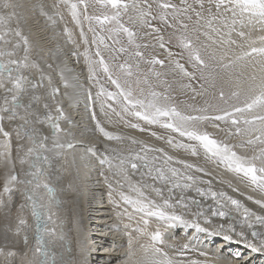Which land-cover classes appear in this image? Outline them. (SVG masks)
<instances>
[{
	"label": "snow or ice",
	"instance_id": "1",
	"mask_svg": "<svg viewBox=\"0 0 264 264\" xmlns=\"http://www.w3.org/2000/svg\"><path fill=\"white\" fill-rule=\"evenodd\" d=\"M62 4L71 16L73 23L80 28V36L84 44L88 40L83 31V23H89V31L93 32V44L96 45L95 57H89L87 47L84 50L85 61L88 64L89 78H96V67L103 70L107 81L114 86L115 91H110L104 86H100L97 97H104L100 102L101 112L105 115L115 114L123 119L124 115L142 120L149 125H158L171 133L178 134L185 138L188 143L173 140L169 135L167 143L173 148L182 149L193 157L203 155L204 159L223 167L227 172L244 180L253 190H258L264 196V34L253 36L257 31L264 32V0H179V3L173 0H92V6L98 10V14H89L88 0H57V6ZM17 5L12 0H0V89L3 90V103L0 104V160L11 162L12 153V132L6 130L4 122L16 132L17 141L27 139L29 147L23 156L19 158L20 164H28V171L25 172L26 180H22L12 172L6 175L3 193L8 196V205H11V193L15 190V185L26 184L23 190L24 198L27 203L21 204V208L31 209L33 218L37 221L36 227V248L37 259L29 264H55L54 259H50L44 234L47 230L40 225L43 213L41 209L44 205L40 203L37 189H45L48 193V206L50 209L58 208L60 200L55 195V190L47 182L50 179L51 157L45 153L54 152L56 149L73 148L71 143H61L59 134L62 129L59 121L64 119L62 109L57 107L58 115L53 117L48 110L49 105L43 104L44 112L34 114V102L41 99L40 96L33 95L31 100L25 104L22 102L21 94L29 91L33 93L38 87H43V73L32 58V45L28 37L23 33L19 26V16L16 12ZM127 17V23L124 22ZM195 17V19H193ZM63 19V16H61ZM16 21V26L12 27V22ZM153 21L159 23L163 30L168 32L167 40L161 34V27L153 24ZM95 22L99 25L101 32L108 33V39L112 40L111 47L105 43V37L96 33L91 26ZM134 25L139 29H148L144 35L155 34L158 47L163 49L168 57L175 54L167 47L174 44L180 49L181 57H187V64L191 71L177 61L174 63L182 77L189 81H196L198 89L191 83L183 85L184 88L192 92V99L197 97L205 98L204 106L197 107L188 105L190 111L180 110L172 98L167 94L154 90H149L145 95L142 88H134L133 84L139 86L141 83L140 73L141 64L151 66H164V60L151 55L146 57L141 48H148L149 45H141L137 42L138 32L127 25ZM171 30V31H168ZM71 38V32L65 29ZM127 38V45L121 43L120 35ZM237 37L238 39L234 38ZM101 46L105 50H111L112 53L125 54L123 63L113 66L104 58ZM156 45H154L155 47ZM112 59L118 60L119 55H113ZM35 69L39 74V81L33 82L29 76L24 73L28 69ZM149 73L157 79L162 75L160 72L149 68ZM133 77L135 80L133 81ZM148 84L147 74H144L142 81ZM98 83V81H97ZM163 83V81H162ZM25 84L28 86L25 87ZM65 87H68L65 82ZM57 90L53 89L52 96L55 97ZM91 99V96H89ZM111 101L112 103H108ZM117 105L121 111L117 112L113 108ZM107 109V111H106ZM35 115V121L32 116ZM23 123L16 125V121ZM92 120L95 122L96 131L107 140H120V136L107 131L97 119L93 112ZM47 121L52 130V146H47L48 136L41 135L36 128H27L26 125L32 123H43ZM125 124L133 129H139L137 123ZM223 125V126H222ZM207 126H211L217 133H223V138L213 135L207 131ZM157 139H164L151 133ZM233 138H238L236 143L230 142ZM133 144L138 143L135 139ZM23 144L17 143L16 150L19 153L23 149ZM237 148L243 149V154L237 151ZM88 153L96 156L92 147L87 149ZM115 155H103L99 158L101 165H107L108 170L113 175L120 177L115 181V187L109 183V177H105L106 183L111 192H117L119 200L126 205H130L132 211L126 208L124 215L129 219L132 215L141 214L143 227H135L134 231L140 236H146L150 243L139 245L144 253L143 260L137 261V264H209L207 260L181 259L186 252L190 251V246L184 244L170 256L160 245L165 243L164 232L177 224L185 228H194L197 233H207L210 236L223 234L225 240H232V236L223 233V225L219 228H208L201 226L199 218L204 216L202 210L190 213L191 220L184 218V214H177L175 209L179 206L182 209H188L184 202V197L172 203L171 195L173 188H190L198 183H210L200 180L198 176L191 175L188 170L195 172H204L205 170L197 165H193L184 160H175L174 157L167 154L163 155V164L157 166L160 157L149 155V153H163V149L152 148L141 143L139 151H129L128 154H122L112 150ZM251 152V155L248 153ZM118 160V164L113 161ZM44 161L48 164V171L39 167V162ZM141 162V163H138ZM182 164L185 171L173 167L172 163ZM140 167L147 169L141 176H149L153 180L163 181L167 185L169 195L164 196L165 189L157 188L147 184H133L129 180L128 169L136 171ZM113 170H115L113 172ZM43 175L44 179L40 177ZM127 187L135 196L126 194L122 189ZM231 186V185H230ZM150 187L151 191L159 197V201L149 197L143 188ZM196 191L202 195H211L216 206L212 208V216L221 218L227 215L224 209L227 204L221 203V199L226 200L241 215L245 221H248V227L253 224L264 226V216H258L244 207L240 201L226 196L225 193H216L209 189L206 193L202 188L197 187ZM233 191H236L233 188ZM252 199V197H248ZM119 207L117 200L111 201ZM193 204H199L198 201H192ZM254 203L264 208V199H256ZM4 201L0 199V206ZM242 210V211H241ZM56 211L48 212V219L52 220L56 216ZM120 215V213H118ZM252 217H255L252 220ZM149 218L157 221L154 230H149ZM54 222V221H53ZM23 218L19 219L20 225H25ZM204 224L210 225L211 220L204 217ZM125 228L132 225L125 224ZM232 225H229L231 230ZM19 234V229H17ZM195 235V233H194ZM246 247L252 252L264 253V233L252 232L258 242L249 241L244 238V233H236ZM63 240V234L60 235ZM24 243L27 244V237H24ZM133 240L129 238V248L131 250ZM0 254H4L0 250ZM8 257L15 255V252L9 251ZM131 255V251H130ZM201 256L205 253L201 252Z\"/></svg>",
	"mask_w": 264,
	"mask_h": 264
},
{
	"label": "bare ground",
	"instance_id": "2",
	"mask_svg": "<svg viewBox=\"0 0 264 264\" xmlns=\"http://www.w3.org/2000/svg\"><path fill=\"white\" fill-rule=\"evenodd\" d=\"M12 2L17 5L19 26L32 45V58L39 65L44 76L42 88L38 87L34 93L29 91L26 94H21L20 98L23 103L27 104L34 94L41 97L39 101L34 102L32 109L34 114L43 113V104L45 103L49 105L48 110L53 117H55L57 107L62 109L65 120H63L64 127H61L59 140L61 143L74 145L70 149L65 147L45 153L51 157L52 167L49 172L50 179L47 182L55 190V195L61 202L58 208L50 209L47 191L43 188L37 189L40 203L44 205V208L41 209L43 213L41 221L44 222L42 227L47 230L54 229V233L46 231L44 234V240L50 253L49 258L54 259L55 264H137V261L144 258V253L139 245L150 243L148 237L140 236L138 232L134 231L137 226L143 227L141 214L134 213L131 219L123 214L126 208L131 212V206L120 201L116 192H111L110 195V189L102 185L98 178L100 172L98 169H102L106 174L109 172L107 165L99 163V158L103 155H115L112 150L126 155L129 151L137 152L141 145L135 147L128 144L129 146L123 148L113 146L124 144V140L105 139L93 129V124L89 119V121L85 120V110L92 91L90 85L92 79L89 78L83 55L85 44L81 39L78 27L73 23L64 6L62 4L57 6V0H12ZM15 26L16 21L14 20L12 27ZM66 28L71 32V38L65 31ZM262 34L264 32H257V35ZM24 74L29 76L33 82L39 81V74L35 69L30 68ZM65 82L68 87H65ZM27 86L25 84V87ZM53 89L57 90L55 97L52 96ZM3 95L4 92L0 89V104L3 103ZM92 106V111H95L102 126L107 131L120 136L116 132L118 126L115 122L106 117L107 120H103V116L98 114L99 109ZM32 119L35 121V115L32 116ZM45 122H34L25 127L36 128L41 135L48 136L47 146L51 147L52 130ZM15 123L19 125L23 121L18 120ZM4 126L6 130L12 132V153L10 163L0 160V199L4 201V205L0 206V250L4 253L0 254V264H29L37 259L35 253L37 221L33 218L30 207H20L21 204L27 203L23 194L27 185L17 184L14 186L15 190L11 193L10 206L8 205V196L3 193V187L6 175L10 174L13 169L20 179H28L24 175L28 171V164H20L19 158L24 155L30 145L27 139L17 141L16 132L7 121L4 122ZM133 134L141 140L140 142L145 141L140 134L134 132ZM124 135L130 140L133 139L130 134ZM18 142L24 146L19 153L16 150ZM144 143L145 145L149 143L150 147L153 145L151 140ZM155 145L153 146L155 147ZM89 147L95 150L96 156L88 153ZM149 155L160 157L157 153H149ZM175 157L177 156L175 155ZM113 163L118 164L119 161L114 160ZM138 163L141 162L138 161ZM156 163L157 166L162 165V158ZM173 164L174 162L172 163L173 167L184 170L178 164ZM39 167L48 171V164L44 161L39 162ZM221 169L220 166H217V170L224 173ZM142 172H147V169L140 167L136 171H132L129 168V180L133 184L143 183L165 189L164 196L169 195L167 185L163 181L153 180L149 176L142 177ZM189 173L210 183H198L187 189L173 188L172 203H175L183 195L184 202L189 206L188 209L177 206L176 213L184 214L185 219L191 220L190 213L202 210L204 216L199 218L201 226L219 228L220 225H223V233L231 235L232 240H225L223 234L210 236L207 233H197L194 228H185L183 225L177 224L164 233L166 242L160 247L172 256L175 255L178 248L188 244L195 259L207 260L209 264H264V253L252 252L236 235V233L243 232L245 239L258 242V238L252 236L251 229L255 227L258 228L256 232L264 233V226L254 223L253 227L249 228L248 221L243 219L241 212H237L223 198L220 199L221 203L227 204L224 209L227 215L223 218L212 216L211 211L216 206L215 201L210 194L200 195L196 188H202L206 193L209 189L216 193L223 192L226 196L240 201L244 207L256 215L264 216V209L254 203L256 197L248 194V191L243 190L241 186H227L216 181V177L220 176H213L214 179L211 180L202 172L190 171ZM229 177L230 173H227L224 178ZM40 179H44L43 175ZM233 188L236 191H233ZM143 191L152 199L159 201L160 198L151 191L150 187L143 188ZM128 192L129 195L135 196V193ZM125 193L127 194V192ZM250 196L252 199L248 198ZM113 199L118 201L119 207L111 202ZM192 201H198L199 204H193ZM50 210L57 213L52 220H49L47 215ZM204 217L211 220L210 225L204 224ZM20 218L26 221L25 225L19 224ZM254 219L255 217H252V220ZM125 224H130L132 227L125 228ZM154 224H157V221L154 218H149V230L155 229ZM230 224L232 225L231 230L229 229ZM17 229H19V234H17ZM61 234L64 236L63 240L60 239ZM185 234L193 243H189ZM25 236L27 244L24 243ZM130 237L133 240L131 250L129 248ZM120 239H126V242L123 243V241H119ZM117 243L123 247L121 250H118ZM9 251L15 252V255L8 257L6 254ZM201 252L205 255L201 256ZM189 259H193V257Z\"/></svg>",
	"mask_w": 264,
	"mask_h": 264
},
{
	"label": "rangeland",
	"instance_id": "3",
	"mask_svg": "<svg viewBox=\"0 0 264 264\" xmlns=\"http://www.w3.org/2000/svg\"><path fill=\"white\" fill-rule=\"evenodd\" d=\"M88 2H89V9H88L89 14H98V10L92 6V0H88ZM173 2L179 3V0H173ZM189 2H191V0H189ZM193 19H195V17H193ZM124 22L127 23V17H124ZM153 24L157 27H161V34H163L165 36V40H167L168 32L164 31L162 26L159 25L158 22L153 21ZM91 26L95 29L96 33L105 37V43H107L110 46V48L111 47H118V46H113V42H111L112 40H109L107 38L108 33L106 31L101 32L98 24L93 22ZM127 26L133 27V29L138 32V40H137L138 43H140L141 45H144V44L149 45L148 48H143V47L141 48V51L145 52L146 57L151 58V55H155L157 58L164 60V66L163 67H161L160 65L151 66V65H147V64H141V73H140L141 83L139 86H136L134 83L133 87L134 88H137V87L142 88L144 90L145 95L148 93L149 90H154V91H157L160 93L167 94L168 96H170L172 98L171 102L174 103L180 110L185 111V112L190 111L188 105H194L197 107L204 106V99L205 98L197 97L195 100H193L192 99V92L183 87V85L191 83L193 85V87H196L198 89L197 82L196 81H189L187 78L182 77L180 75V73L178 72V70L175 69L174 63L170 62V61L174 62V61L178 60L181 64H184L185 67L188 68L189 71H191L190 66L187 64V57L186 56L181 57V55H180L181 50L176 48L174 44L167 45V47L175 54L172 57H168L167 53L163 49L158 47V42L155 39V34L144 35L143 33L148 31V29H139L138 27H136L134 25H130V24ZM258 29L259 28H257L256 32L254 31V33H252L253 36H257V32H260ZM78 30L80 32V28H78ZM83 31L86 35L87 40H88V44L85 45L84 47L85 48L87 47L89 57L91 59L95 60V59H97L95 57L96 45L93 44V42H92L93 41V32L89 31V23L88 22L83 23ZM168 31H171V30H168ZM234 38L238 39L237 37H234ZM119 39L121 40L122 44H124L125 46L127 45V38L125 36H123L121 34L119 36ZM154 45H156V46L154 47ZM85 48L83 49V53H84ZM100 50L103 52L105 60L107 62H109L113 66V68H115V66L117 64L123 63L125 58H126L125 54L112 53L110 49L105 50L103 48V46H101ZM113 55H119V59L118 60L112 59ZM150 67L154 68V71L162 73V75L159 77V79H157L155 76H153L151 73H149L148 70ZM86 68H87L88 73H89L87 63H86ZM144 74H147V79L149 81L148 84H144L142 82L144 79ZM134 80H135V77H133V81ZM97 81H98V83H97ZM162 81H163V83H162ZM90 85H91V89H92V91L90 93L91 99L88 98L89 100H88L87 109L85 110L84 118L86 121L90 120V122H92L93 129L96 131V128L94 126L95 122L92 120V115H93V111H92L93 106L92 105H94V107H97L99 109L98 114H101L103 116V120H107V119H105V117L109 118L110 120H113L115 122L116 126H118L116 128V132L124 140V142H123L124 144H120V145L117 144V145H113V146H118V147L123 148V147L129 146L128 144H130L132 146L139 147L141 145V143L145 144L144 142H147L148 140H151L153 142V145H155L154 143L157 142L158 144H156L155 147L153 145H151V146H152V148L163 149V153L157 152V154L160 156V158H162V161H163V155L164 154H167L169 156L174 157L175 160L178 159V160L187 161L188 163L202 167L205 170L202 173L206 174V176L209 177L211 180L214 179L213 176H220V177H216V181H220L221 183H223L224 185H227V186H230V185L241 186L243 190L248 191V194H250V195L252 194L253 196L256 197V199H264V196H262L258 190H253V188L248 186L247 183L244 180H242L241 178H239V177H237L231 173H230L229 178H224V177H226L227 173H229V172H227L223 167H221L222 168L221 170H223V172L225 174L222 172H219L217 170V165L205 160L203 155H201L199 157H193L190 154L184 152L182 149H176V148H173L171 145H169L167 143V137L169 135H171L173 137L174 142L180 141L182 143H188V141L185 138L179 137L178 134L171 133L169 130L163 129L158 125H149V124L145 123L144 121L138 120V119L131 117V116L124 115L123 119H121L120 116H117L114 113L110 114V115L103 114L101 112L99 105H100V102L102 100H104V97L103 96H101L99 98L97 97V93L100 91V86H104L110 91H115V88H114V86H112L110 84V82L107 81L106 75L104 74L103 70L100 69L98 66L96 67V78L92 79V81H90ZM88 95H89V93H88ZM93 95H94V97H92ZM108 103H112V102L108 101ZM112 106H113V108L116 109L117 112L121 111V109L117 105L113 104ZM106 111H107V109H106ZM94 113H95V111H94ZM56 115H58L57 112L55 113V116ZM63 120H65V118L62 119L61 121H59L60 127H62V126L64 127ZM125 121H128L129 124L130 123L139 124L140 128H143L144 131H140L139 129H133V128L127 126L125 124ZM45 123L48 124L47 121ZM119 127H121V128H119ZM207 131H209L213 135L218 136V138H223V133H217V131L215 129H213L211 126H207ZM133 132L136 134L137 133L140 134V136H142L145 141L142 139V141H144V142H140L141 140H139V138H137L133 134ZM153 132L157 133V135H159L161 137H164V139H157L155 136H152L151 133H153ZM124 134H130L133 139L138 141V143L133 144L132 143L133 139L130 140ZM144 136L145 137L147 136V137L145 138ZM237 141H238V138H233L230 142L236 143ZM147 144L150 145L149 143H147ZM137 151H139V150H137ZM237 151L241 152L243 154V149L237 148ZM248 154L251 155V152H249ZM175 155L177 157H175ZM173 165H177V164L174 163ZM178 165L180 167H183L182 164H178ZM61 169H62V167H61ZM62 171H63V169H62ZM98 171H100L98 178L100 179L101 184L105 185L107 188H109V187H108V183H106V181H105V177H109L108 182L112 183L114 187H115V181L117 179H120V177L113 175V173L110 174V172H108L106 174L104 171H102V169L101 170L98 169ZM181 171H185V169L181 170ZM188 171L190 172V171H194V170H188ZM218 172L221 173L223 176L220 175ZM78 179H79V177H78ZM122 191L127 192V194L129 193L127 183H125V187L122 189ZM111 213H112V211H111ZM154 225L156 226V224H154ZM153 230H154V228H153ZM168 230L169 229H167L166 231H168ZM185 235H186V238L189 239V237H187V234H185ZM117 238H120V237L117 236ZM187 239H186V241H188ZM119 241H123V243H124V242H126V239H122V240L120 239ZM173 241H174V239H173ZM165 242H166V239H165ZM179 243H182V242L179 241ZM189 243H193V241H190V239H189ZM182 244H184V243H182ZM117 246H118V250H121L123 248V247H120L121 245H119L118 243H117ZM191 257H193V259H195V256H192V253L190 251H188V252H186L185 257H182L181 259H189ZM88 260H90L89 257H88Z\"/></svg>",
	"mask_w": 264,
	"mask_h": 264
},
{
	"label": "water",
	"instance_id": "4",
	"mask_svg": "<svg viewBox=\"0 0 264 264\" xmlns=\"http://www.w3.org/2000/svg\"><path fill=\"white\" fill-rule=\"evenodd\" d=\"M43 223H44V222H42V221L40 222L41 227L44 226ZM36 227H37V222H36ZM257 229H258V228L253 227V228L251 229V231H252V232H253V231H257Z\"/></svg>",
	"mask_w": 264,
	"mask_h": 264
}]
</instances>
